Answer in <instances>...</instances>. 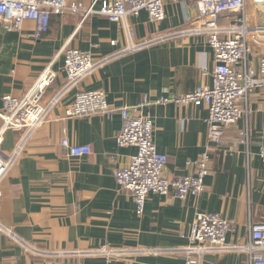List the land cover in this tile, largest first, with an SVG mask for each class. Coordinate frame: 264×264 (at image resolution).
Instances as JSON below:
<instances>
[{
	"label": "crops",
	"instance_id": "1",
	"mask_svg": "<svg viewBox=\"0 0 264 264\" xmlns=\"http://www.w3.org/2000/svg\"><path fill=\"white\" fill-rule=\"evenodd\" d=\"M72 1L84 7L92 3ZM195 10L192 2L168 0L166 19L160 25L150 23L146 12L130 17L135 43L185 29L193 22ZM246 12L255 27L264 25V4L247 0ZM233 18L221 17L220 26H228ZM35 31L32 21L24 22L19 30H9L0 20V113L5 95L22 97L49 65L57 79L46 97L63 91L67 77L60 53L66 46L100 61L128 45L122 25L99 15L82 21L81 15L65 13L52 17L49 32L41 38ZM111 41L117 45L112 46ZM259 41L264 44V35ZM250 48L246 63L238 67L241 72L245 64L259 69L264 46L250 42ZM215 67V52L206 36L163 40L94 71L63 95L48 121L31 135L5 131L0 156L7 159L15 151L20 153L0 181V264H187L188 256L179 251L188 245L200 213L221 215L232 225L227 242L246 244L251 225L264 220V162L259 155L264 144V84L243 104L248 112L226 129L223 148L209 150L212 174L205 179V190L186 199L152 193L142 215L115 178V172L137 153L134 147L117 144L123 123L120 114L65 115L80 91L105 92L115 109L141 106V112L153 120L158 152L168 157L165 176L194 174L186 163L212 148L208 109L162 100L180 99L198 87H212ZM2 128L0 117V131ZM64 140L70 147L90 146L92 153L71 157L70 149L62 145ZM102 247L123 254L90 256ZM143 249L165 253H135ZM192 258L193 264H200L198 256ZM248 261L242 253L210 254L201 264Z\"/></svg>",
	"mask_w": 264,
	"mask_h": 264
},
{
	"label": "built area",
	"instance_id": "2",
	"mask_svg": "<svg viewBox=\"0 0 264 264\" xmlns=\"http://www.w3.org/2000/svg\"><path fill=\"white\" fill-rule=\"evenodd\" d=\"M166 1L168 0H92L89 7H84L72 0H0V20L9 30H19L24 22L32 21L36 25L35 36L41 38L49 32L53 16L70 13L81 15L82 21H85L92 15H99L121 24L128 42L125 49L111 53L100 61H95L88 53L66 46L60 53L67 77L63 91L49 99L46 97L48 89L57 79V73L49 65L22 97L5 95L0 113L3 120L0 139L7 130L25 131L26 137L31 135L48 121L53 109L67 91L115 58L182 35L206 36L215 52L216 67L212 87H198L180 99L162 100V103L192 104L208 109V142L212 148L203 152L198 159L186 163V167L193 169L194 174L172 179L165 176L168 157L158 152L154 141L153 120L150 115L141 112V106L115 109L108 103L105 92L80 91L65 112L68 118L93 115L112 117L116 113L120 114L123 123L117 144L121 148L134 147L137 153L131 157L126 167L115 172V178L121 189L131 195L139 215L144 213L147 198L152 193L179 199L198 197L205 190V179L212 174L210 151L223 148L226 129L236 125L248 112L243 104H247L250 94L264 84V52L257 71L251 67L246 68V64L244 72L238 70L240 65L246 63L252 51L250 42H259L260 46H264L259 41L264 35V25L255 27L252 24L246 12L247 0H174L193 3L196 9L193 22L185 29L135 43L136 33L129 18L146 12L150 23L160 25L166 19ZM255 1L264 3V0ZM229 15L234 18L228 26L221 27V17ZM111 45L116 46L117 41H111ZM241 135L247 136L244 132ZM62 145L70 149L71 157L92 153L90 146L70 147L67 140ZM19 153L20 151H15L7 159L0 156V181L14 165ZM259 155L264 162V144L260 147ZM250 228L246 244H229L227 235L232 230L231 223L219 214L200 213L191 227L188 245L179 252L188 256L187 264L194 263V255L199 257L201 264L205 255L231 253L248 256V264H264V220L252 224ZM22 245L31 249L25 243ZM135 253L159 255L165 252L143 249ZM119 254L123 252L102 247L91 252L90 256L115 257Z\"/></svg>",
	"mask_w": 264,
	"mask_h": 264
},
{
	"label": "rangeland",
	"instance_id": "3",
	"mask_svg": "<svg viewBox=\"0 0 264 264\" xmlns=\"http://www.w3.org/2000/svg\"><path fill=\"white\" fill-rule=\"evenodd\" d=\"M256 4H257V5H262V4H264V3H263V2H257V1H256Z\"/></svg>",
	"mask_w": 264,
	"mask_h": 264
}]
</instances>
